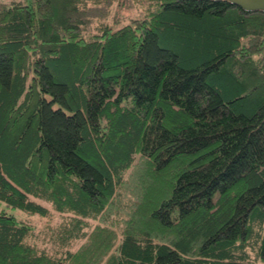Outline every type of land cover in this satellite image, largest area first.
<instances>
[{
  "label": "trees",
  "instance_id": "16d2710c",
  "mask_svg": "<svg viewBox=\"0 0 264 264\" xmlns=\"http://www.w3.org/2000/svg\"><path fill=\"white\" fill-rule=\"evenodd\" d=\"M38 199L69 215L1 210L0 264L263 263L264 12L0 2V201Z\"/></svg>",
  "mask_w": 264,
  "mask_h": 264
},
{
  "label": "rangeland",
  "instance_id": "374dc122",
  "mask_svg": "<svg viewBox=\"0 0 264 264\" xmlns=\"http://www.w3.org/2000/svg\"><path fill=\"white\" fill-rule=\"evenodd\" d=\"M13 0H0V2H4V3H12ZM21 1H28V0H21ZM136 12V11H135ZM129 11L124 8V7H119L117 6V3H115L114 5L110 6V14L108 16V20L114 22L116 20V18L121 17V23L120 25L128 22L130 20L129 15H128ZM100 20L96 19L93 24V28L96 27L97 24H99ZM122 190L121 196L122 198L124 196H126L124 194V190ZM127 197V196H126ZM128 198V197H127ZM42 203L46 204V205H50L51 208V213H49L48 216L42 215L38 212H31L28 211L26 209H22L19 207H12L10 205H7L4 201H0V211L3 209H6L8 212L15 214L19 219L22 220H26L29 223L33 224L36 227V230L39 233H44L47 225H59V223H62L66 220L67 215L66 213H61L58 212L56 210L53 209L52 205L49 202H46L44 200H40ZM124 202H120V205L122 207L127 206L128 203L131 202V198H129L128 200L125 198L123 200ZM43 235L40 236V241H43ZM264 263V262H263ZM261 262H258V264H263Z\"/></svg>",
  "mask_w": 264,
  "mask_h": 264
},
{
  "label": "water",
  "instance_id": "95a60500",
  "mask_svg": "<svg viewBox=\"0 0 264 264\" xmlns=\"http://www.w3.org/2000/svg\"><path fill=\"white\" fill-rule=\"evenodd\" d=\"M231 3L241 6L248 11L264 12V0H227Z\"/></svg>",
  "mask_w": 264,
  "mask_h": 264
}]
</instances>
